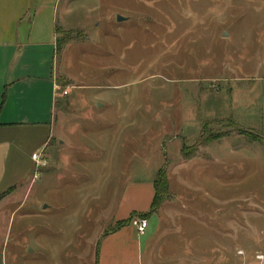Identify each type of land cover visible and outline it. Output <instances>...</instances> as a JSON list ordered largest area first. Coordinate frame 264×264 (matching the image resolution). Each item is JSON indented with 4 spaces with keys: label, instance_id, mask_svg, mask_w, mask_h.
Masks as SVG:
<instances>
[{
    "label": "rangeland",
    "instance_id": "obj_1",
    "mask_svg": "<svg viewBox=\"0 0 264 264\" xmlns=\"http://www.w3.org/2000/svg\"><path fill=\"white\" fill-rule=\"evenodd\" d=\"M61 11L51 117L41 82L19 111L0 87L1 121H44L2 137L0 264H264V0ZM160 169L168 196L139 234Z\"/></svg>",
    "mask_w": 264,
    "mask_h": 264
},
{
    "label": "crops",
    "instance_id": "obj_2",
    "mask_svg": "<svg viewBox=\"0 0 264 264\" xmlns=\"http://www.w3.org/2000/svg\"><path fill=\"white\" fill-rule=\"evenodd\" d=\"M72 1L75 0H63V2L62 0H0V87H8V99L12 101L11 107L14 111L21 110L26 97L37 99L40 96L39 82H41L44 87L41 89V95L48 101L51 117L52 107L55 108L54 94L57 85L54 79L52 81V76L46 79L49 70L47 64L50 62L47 61L45 52H50L51 56L54 52L57 53L55 29L66 28L55 26L57 11L61 8V15L65 16ZM42 50L44 52H41ZM49 78L51 84H48ZM6 107L7 102L0 112V147L4 146L5 139L2 137L7 130H11L10 127L17 128L32 124L22 115L16 114L9 121H1L5 117ZM41 122L32 125L41 126L43 125ZM35 129L44 128L41 126ZM45 129L47 131L46 127ZM42 134L41 140L45 136L44 132ZM47 141H42L41 146H45ZM132 255L137 258V250L132 249Z\"/></svg>",
    "mask_w": 264,
    "mask_h": 264
},
{
    "label": "trees",
    "instance_id": "obj_3",
    "mask_svg": "<svg viewBox=\"0 0 264 264\" xmlns=\"http://www.w3.org/2000/svg\"><path fill=\"white\" fill-rule=\"evenodd\" d=\"M56 34L58 32H60L59 28L55 29ZM58 43L56 40V52L58 53ZM223 136H205V133L202 131L200 136H199V140L197 141V146H208L216 141H219ZM196 150H190V151H186L183 148L181 149V156L183 158L184 161H188L190 159H192L194 157ZM167 176L165 174V170L164 169H160L156 175V179L153 182V197H152V201L150 204V211L149 213L141 216L142 220L144 221H148V219L154 215L159 208L161 207V205L164 203V201L166 200L167 196H168V183H167ZM129 225V222L126 223H120L118 224L113 230L112 232H109L110 234L115 233L118 229L122 228L123 226Z\"/></svg>",
    "mask_w": 264,
    "mask_h": 264
},
{
    "label": "built area",
    "instance_id": "obj_4",
    "mask_svg": "<svg viewBox=\"0 0 264 264\" xmlns=\"http://www.w3.org/2000/svg\"><path fill=\"white\" fill-rule=\"evenodd\" d=\"M63 94L66 95L67 93L64 91ZM31 160L35 163L34 165H36V167H39V168H40V167H44V166H45V163L42 162V160H41V156H40L39 154H33V155L31 156ZM134 225H135L136 228H137V232H138L139 234H143L144 231H145V229H146L147 223H146V221H144V220H140V221H138L137 223L135 222ZM238 254H242V252H239ZM257 259H258L259 261L262 260V258L259 257V256L257 257Z\"/></svg>",
    "mask_w": 264,
    "mask_h": 264
},
{
    "label": "water",
    "instance_id": "obj_5",
    "mask_svg": "<svg viewBox=\"0 0 264 264\" xmlns=\"http://www.w3.org/2000/svg\"><path fill=\"white\" fill-rule=\"evenodd\" d=\"M120 20V19H119Z\"/></svg>",
    "mask_w": 264,
    "mask_h": 264
}]
</instances>
